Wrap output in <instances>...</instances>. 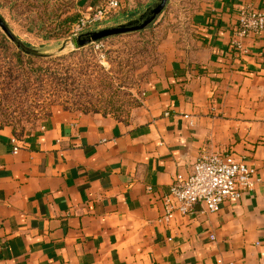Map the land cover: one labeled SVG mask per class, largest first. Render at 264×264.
Here are the masks:
<instances>
[{
	"label": "crops",
	"instance_id": "crops-1",
	"mask_svg": "<svg viewBox=\"0 0 264 264\" xmlns=\"http://www.w3.org/2000/svg\"><path fill=\"white\" fill-rule=\"evenodd\" d=\"M243 8L264 0H206L170 32L127 123L56 110L21 138L0 128V264H264V34L237 36ZM213 153L244 158L255 187L160 221L170 187Z\"/></svg>",
	"mask_w": 264,
	"mask_h": 264
},
{
	"label": "rangeland",
	"instance_id": "rangeland-1",
	"mask_svg": "<svg viewBox=\"0 0 264 264\" xmlns=\"http://www.w3.org/2000/svg\"><path fill=\"white\" fill-rule=\"evenodd\" d=\"M156 1L147 0L140 15L147 5L153 2L152 6ZM205 1L170 0L143 36H130L137 34L133 33L109 38L107 42L92 44L94 49L90 51L85 50L89 46L74 50L70 43L76 23L93 14H86L81 0H0V16L13 35L32 50L47 55L32 57L23 53L34 60L36 68L47 70L43 73L47 75L43 77L44 89L32 78L30 92L13 100L10 96L13 90L0 81V121H4L5 113L12 128L22 137L42 127L56 110L99 112L129 121L134 110L142 106L149 77L162 60L160 44L170 32L187 33L182 30L187 19ZM126 10L119 8L107 20L88 26L82 33L117 27L140 16L127 21L123 14ZM69 19L72 22L65 25L64 21ZM63 45L65 49L58 52ZM74 51L78 52L71 56ZM67 67L80 69L83 74L86 71L87 75L79 77L74 72L76 81L67 80ZM57 71L61 75L50 78V73Z\"/></svg>",
	"mask_w": 264,
	"mask_h": 264
},
{
	"label": "built area",
	"instance_id": "built-area-1",
	"mask_svg": "<svg viewBox=\"0 0 264 264\" xmlns=\"http://www.w3.org/2000/svg\"><path fill=\"white\" fill-rule=\"evenodd\" d=\"M120 6L118 0H109L102 9L81 18L74 26V35L81 34L92 24L107 20L109 14L117 11ZM236 34L243 39L264 34V12L252 8L241 9ZM235 49L242 51L239 41ZM16 141L13 140L14 143ZM18 150L19 147H15L14 153ZM253 174L254 170L244 158L224 153L203 155L188 179H180L170 187L164 198V212L160 221L170 222L177 214L190 215L196 205L203 206L209 213H218L226 203H238L245 192L255 187ZM214 238L211 236L212 240ZM219 264H222L221 260Z\"/></svg>",
	"mask_w": 264,
	"mask_h": 264
},
{
	"label": "trees",
	"instance_id": "trees-1",
	"mask_svg": "<svg viewBox=\"0 0 264 264\" xmlns=\"http://www.w3.org/2000/svg\"><path fill=\"white\" fill-rule=\"evenodd\" d=\"M153 3V2H152ZM146 6V8L148 9L151 4ZM142 7H139L137 9L134 10H129L127 9L126 11L123 12L124 16L127 18V21H130L134 18H136L137 16H139L142 12ZM145 8V9H146ZM65 25L66 22L67 23H71L72 21L69 19L67 21H64ZM70 28V27H69ZM70 30V29H68ZM149 31V30H148ZM144 32H139L136 35H130V36H143ZM103 41V42H107ZM24 44V43H23ZM25 47L31 49L30 46L24 44ZM94 49V45L89 46L88 48H86L85 50H90L92 51ZM78 51H74L72 52L70 55H75V53H77ZM66 58V57H65ZM88 69H82L83 71ZM80 69H72V67H67V69L65 70V73L67 74V76L65 77L67 80H73L75 75H72L74 72L77 73V75L79 77H81L82 75H87L86 71H84L85 73H80L79 72ZM47 70L43 69L42 67H35V62L32 58L25 56L23 53H21L20 51L17 50V48L15 47V45L8 39L7 35L5 33H3L0 29V81L2 82V84L6 83V88L8 89H12V95L13 96V100H18L19 98L24 97L28 92H30L31 90V80L32 78L35 79L36 82L41 83L39 84V86L41 88H45L43 85V77L47 76L46 74H43L44 72H46ZM60 72L57 71L55 73H50V78H54L57 75H59ZM61 75V74H60ZM74 82L76 81V79L73 80ZM52 85V84H51ZM65 85H68V83H66ZM65 90V89H63ZM85 114H89V113H94V114H102L99 112H91V111H87V112H82ZM103 116H109V115H105L102 114ZM4 121H0V128L3 127H11L10 125V120L7 117V115H5L4 113ZM51 115L48 116V118H50ZM118 121L121 122H128V121H124V120H120L115 118ZM13 129V128H12ZM13 132L15 134L16 137L21 138L22 136H19V134L17 133L16 130L13 129Z\"/></svg>",
	"mask_w": 264,
	"mask_h": 264
},
{
	"label": "water",
	"instance_id": "water-1",
	"mask_svg": "<svg viewBox=\"0 0 264 264\" xmlns=\"http://www.w3.org/2000/svg\"><path fill=\"white\" fill-rule=\"evenodd\" d=\"M170 0H157L152 6H150L142 15L137 19L132 20L126 24L100 29L96 31H88L79 35H74L70 39V43L74 50H81L92 44L99 43L109 38L120 37L133 33H139L150 28L165 11ZM0 28L7 35V37L15 44L17 49L32 57H45L47 55L41 54L36 50L29 49L10 31L6 22L0 16ZM65 49V45L58 51L62 52Z\"/></svg>",
	"mask_w": 264,
	"mask_h": 264
}]
</instances>
